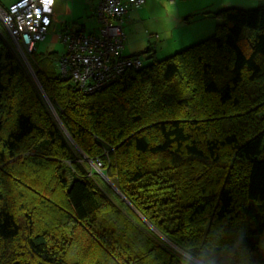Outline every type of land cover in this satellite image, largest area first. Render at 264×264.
Instances as JSON below:
<instances>
[{"label": "trees", "instance_id": "obj_1", "mask_svg": "<svg viewBox=\"0 0 264 264\" xmlns=\"http://www.w3.org/2000/svg\"><path fill=\"white\" fill-rule=\"evenodd\" d=\"M260 1L90 93L36 45L40 89L0 20V264H264Z\"/></svg>", "mask_w": 264, "mask_h": 264}, {"label": "built area", "instance_id": "obj_2", "mask_svg": "<svg viewBox=\"0 0 264 264\" xmlns=\"http://www.w3.org/2000/svg\"><path fill=\"white\" fill-rule=\"evenodd\" d=\"M7 1L6 5L0 0V20L26 72L40 88L28 54L32 55L49 32L57 0ZM144 2L100 0L94 11L98 22L95 33L79 27L60 30L57 39L64 46L56 60L60 76L90 93L117 81L129 69H140L144 65L140 56L121 54L125 39L122 22L128 12Z\"/></svg>", "mask_w": 264, "mask_h": 264}, {"label": "crops", "instance_id": "obj_3", "mask_svg": "<svg viewBox=\"0 0 264 264\" xmlns=\"http://www.w3.org/2000/svg\"><path fill=\"white\" fill-rule=\"evenodd\" d=\"M99 1H55L50 26L59 30L75 27L82 29V26L86 29V20H88L93 21L91 25L95 24L97 28L94 11ZM250 5L252 0H145L142 5L132 9L123 17L125 34L123 54L133 55L149 45L155 51V56L158 50L162 52L173 45L183 49L213 33L216 19L211 12L228 6ZM192 15L195 18L191 17ZM85 18L88 19L82 22L81 19ZM154 34H158L159 37L155 38ZM160 40L156 48L154 44ZM127 48L130 49L129 53L125 52Z\"/></svg>", "mask_w": 264, "mask_h": 264}, {"label": "rangeland", "instance_id": "obj_4", "mask_svg": "<svg viewBox=\"0 0 264 264\" xmlns=\"http://www.w3.org/2000/svg\"><path fill=\"white\" fill-rule=\"evenodd\" d=\"M1 2H3L6 5L8 3L7 0H1ZM261 3H262V1H260V0H252V5H250L248 7H243V8H254V7L258 6ZM198 13H200V11H198ZM191 17L195 18L194 15H192ZM86 19H88V18L81 19V20H82V22H85L84 20H86ZM86 22H87L86 23L87 24L86 25L87 32H93V33H95L96 32V26H94L95 24L94 25H91L94 22L93 21H88V20H86ZM59 32H61L59 29H54V27H51L50 26L49 32L47 33L45 39L43 41H40V42L37 43V54L38 55H41V54H44L45 55V54L50 53V52H58V53H61L63 51L64 46L57 39V34ZM213 33H214V31H213ZM212 34H210V35H212ZM160 42H161V40L160 41H157L154 44V46L157 48L158 43H160ZM181 48L182 47H177L176 45H173L170 49L166 48L162 52H159V50H158L157 55H156V58L157 59H162V58H164V57H166V56H168V55H170V54H172V53H174L176 51H179ZM129 50L130 49H128V48L125 49V52L126 53H129ZM33 56L35 57V54L34 55L33 54L32 55H29L28 54V58H29V60L31 61L32 64L35 63V61L33 59ZM141 58L143 60V64L144 65L148 64L149 62H151V58L146 57V55H144V54L141 55ZM49 61H50V63H47V66L53 71V73H55V74L56 73H59L58 66H57L56 62L55 61H51V60H49ZM90 167H91V169L89 170L90 173L93 172V173L99 174L101 176H102V174H104L102 172V170L100 169V165L98 163H94V162L92 163V162H90ZM120 208L123 211V208L122 207H120ZM132 221L134 223H136V221H134L133 219H132ZM149 226L154 230V232L157 235L160 236V238L162 240H164L168 244V246H169L170 249H172L174 252H176V253H178V254H180V255H182V256H184V257L187 258V255L177 245H175L173 242L169 241L167 238H165L164 236H162L153 226H151V225H149Z\"/></svg>", "mask_w": 264, "mask_h": 264}, {"label": "water", "instance_id": "obj_5", "mask_svg": "<svg viewBox=\"0 0 264 264\" xmlns=\"http://www.w3.org/2000/svg\"><path fill=\"white\" fill-rule=\"evenodd\" d=\"M58 118V117H57ZM88 161L92 162L90 159L86 158ZM93 163V162H92ZM96 165V164H95ZM100 170V169H99ZM102 176L106 179V181L113 187V189L118 193V195L126 202V203H129V201L125 198V196L118 190V188L116 186H114L108 179L107 177L102 174ZM189 257V256H188ZM190 259V257H189ZM192 259V258H191ZM195 259V258H194ZM197 259H195V262L194 263H197Z\"/></svg>", "mask_w": 264, "mask_h": 264}, {"label": "bare ground", "instance_id": "obj_6", "mask_svg": "<svg viewBox=\"0 0 264 264\" xmlns=\"http://www.w3.org/2000/svg\"><path fill=\"white\" fill-rule=\"evenodd\" d=\"M193 262H195V259H192Z\"/></svg>", "mask_w": 264, "mask_h": 264}]
</instances>
